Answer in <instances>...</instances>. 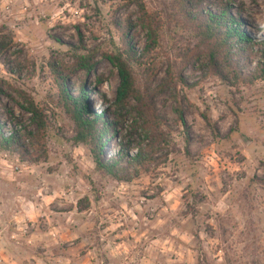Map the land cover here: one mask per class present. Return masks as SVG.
Returning a JSON list of instances; mask_svg holds the SVG:
<instances>
[{
  "label": "clouds",
  "instance_id": "obj_1",
  "mask_svg": "<svg viewBox=\"0 0 264 264\" xmlns=\"http://www.w3.org/2000/svg\"><path fill=\"white\" fill-rule=\"evenodd\" d=\"M62 2L0 0V25L8 24L14 3L31 10L17 17L26 24L9 44L13 51L33 50L17 61L26 77L17 85L40 93L46 84L56 97L53 57L61 72L87 78V61H103L98 54L106 53L107 70L90 74L99 90L97 107L103 106L99 110L114 129L111 147L79 132L57 106H49L55 137L32 111L17 109L15 132L0 140V264H44L35 254L40 247L48 249L49 264H264V41L252 45L250 67L237 74L214 56L176 0H114L99 6V23H88L85 16L93 13L87 7L60 8ZM223 2L243 5L244 19L264 32V0ZM87 4L96 7L93 0ZM124 7L125 27L130 19L133 35L140 36L132 51L122 44L126 33L111 22L112 12ZM65 10L71 19L63 18ZM58 25H73L77 44L80 25L86 50L49 39ZM4 69L0 63V80L7 79ZM113 205L133 225L123 235L139 233L129 246L105 243L110 231L99 233V240L82 235ZM177 217L183 227L170 229L164 247H156L159 241L141 244ZM61 244L70 250L55 248L53 256Z\"/></svg>",
  "mask_w": 264,
  "mask_h": 264
},
{
  "label": "rangeland",
  "instance_id": "obj_2",
  "mask_svg": "<svg viewBox=\"0 0 264 264\" xmlns=\"http://www.w3.org/2000/svg\"><path fill=\"white\" fill-rule=\"evenodd\" d=\"M184 3H187L188 6H186L185 11L189 14H192L193 16L197 15L198 6L196 5L197 0H184ZM22 2V0H21ZM29 3H31V0H29ZM93 3L96 4V7L93 8L91 5L87 4V0H63V2L60 4V8L64 7V4H68L71 7H77L79 9H84L87 7L88 11L92 12V16H85V19L88 21V23H92V21L95 19L97 23H99V17H100V5H108L114 3V0H93ZM177 6H179L181 9L183 7L179 4L178 0H176ZM202 7L206 10L212 11L214 13H217L221 10V8H226L228 13L235 15L239 26H240V33L244 34L249 40L252 42H256L258 39L264 41V32H260V30L256 27L254 23H251L250 20L244 19L243 15V5L234 6L233 4H225L223 0H209L206 4H202ZM31 11L30 9H23L19 7L16 3L13 4V7L8 10L7 16H8V24L7 25H0V43H10L11 41H15L16 33L18 31H21L26 21L19 20L17 17L20 15L21 12L25 16L28 15V12ZM127 11V7L124 8H117L115 11L111 14V22L113 26L117 29V31L127 34V37L125 35L122 36V44L124 46V49L126 50L127 47H132L135 49L136 45L139 43L140 36L137 33L136 35H133L134 29L132 28L131 21L129 19L128 21V28L125 27L124 21H123V14ZM72 13L65 10L63 12V18L64 19H71ZM5 17V12L0 11V21H2ZM73 25H58L56 29L51 30L48 33V38L52 39L53 42L59 43L64 46H68L73 49V51H81L86 50V42L83 35V31L81 30L80 25L75 26V31L77 35L79 36V44L76 43V37L71 35V32L73 31ZM59 33V35H56ZM259 34V36L257 35ZM64 37H67V40L64 39ZM33 50L31 48H28L25 46L24 52L22 50L19 51H13L12 48H9L7 52H5L2 56H0V63L4 64L5 69L4 71L7 72V79L0 80V86L2 91L4 92V95L0 96L1 103H0V123L4 124L3 133H8L12 129L15 128V124H13L14 114L17 111V109H24L27 107L26 100H30L34 103L35 107L38 111L42 113L44 116V123H45V129L47 130L48 134L55 137L56 133L55 130L52 128H49V123L51 120L50 116V107L55 108V106L62 109V111L68 115L64 109V102H63V96L60 94L59 84L60 79H64L66 85H64V90L66 91V95L71 97H77L79 96L78 90L80 89L81 83L83 79H86V88L87 91L85 96V113L83 114L85 119H91L95 116H98L101 111L99 108H102L103 106L100 105L99 108L97 107V101L99 100V96H97L98 89L94 87L93 82L91 80V71L93 70H99L101 67H104L107 70V60L104 58V54H98L103 56V61L97 59L96 56L91 57L87 62V68L84 69L85 71H88V67L92 66V68L89 71V76L85 78L83 75H81L79 72L75 70L66 69L63 72H61L58 68L55 66V57H53V60L50 61L49 67L54 71L53 76L56 78L55 82L57 85V96L56 97H50L49 92L47 91V85L43 84L41 87L40 93H36V89L32 88L31 91H25L22 86L17 85V81H21L25 79L24 76V66L17 63V61L24 55H27L28 53H31ZM38 51V50H37ZM16 56L17 59L13 60L12 57ZM253 57V56H252ZM81 61H78V64L82 66ZM251 65V64H250ZM238 67H242V64L240 63ZM34 68V64H33ZM233 68V67H232ZM243 73H246V70L244 69L242 71ZM32 75H34V72L28 73V78H30ZM115 78V77H114ZM45 79L43 74V66L41 67V80L43 81ZM119 79V78H118ZM33 93H36L35 95ZM5 108H7L10 111V115L6 113ZM26 111V110H25ZM185 111H189V107L186 106ZM55 115V114H53ZM69 116V115H68ZM107 117V115H106ZM19 119H17V122H19ZM72 120V119H71ZM73 122V121H72ZM12 126V129L9 126ZM190 131V130H189ZM109 147H111L110 140L108 142ZM202 143L199 138L196 140V147L197 150H199L202 147ZM11 155V154H10ZM44 155H47V147L45 146L44 149ZM23 163V161H21ZM36 163H40V158H37L35 161ZM51 207V206H49ZM81 210H84L83 204H81ZM122 211L118 206L113 205L110 207V209L105 211V214L99 218L94 219V222H89V227H86L83 232V237H95L96 240H99V233H107L110 231V235H108V239L105 241V243L112 244V247H118L121 243H125L126 246H129L131 242L133 241L134 236H139L138 232H134L133 235L130 236H124V233L129 232L130 230H133V225L126 223L125 220L121 219L118 213ZM25 215H34L32 212H25ZM135 215V213H133ZM182 215V214H181ZM113 217H115L113 219ZM23 219V217H21ZM37 220L41 219L40 217H36ZM131 219V217H129ZM101 220L105 221L101 223ZM23 223H29L28 220H23ZM119 224V227L116 225ZM31 227V225H29ZM176 227L180 228L183 227V223L179 217L176 218L174 221H170L168 224L161 226L158 229L153 230L151 233H149L148 237H146L144 240H141V244H152L153 241H159V243L156 245V247H164V240L167 239L169 231L171 228ZM45 231V226H40V232L41 235ZM116 238L113 242V238ZM50 239V238H49ZM47 243V240L44 241ZM59 246V247H58ZM58 246H54V250L52 252V255H56L55 248H59L60 250H63L64 252L69 251V246L67 244H61ZM95 246V245H93ZM87 251H91V247H88V245H85ZM87 251H80V256L86 258L87 257ZM48 252L47 248L40 247L35 250V254L37 255V260H41L44 262V264H49L48 257L45 256V253ZM147 255V253H145ZM105 264H108L106 261Z\"/></svg>",
  "mask_w": 264,
  "mask_h": 264
},
{
  "label": "trees",
  "instance_id": "obj_3",
  "mask_svg": "<svg viewBox=\"0 0 264 264\" xmlns=\"http://www.w3.org/2000/svg\"><path fill=\"white\" fill-rule=\"evenodd\" d=\"M209 0H197L198 6L197 15L193 16L185 11L187 3L184 0H178L179 4L183 7V11L193 26L198 29L201 34L209 43V47L212 49L214 56L217 59H223L225 62H230L233 67V71L237 74H243V70H247L251 64V58L253 56L252 45L254 42L249 40L244 34L240 33V26L235 17L228 13L226 8H221L220 11L214 13L206 10L202 7V4H206ZM129 26H127L128 28ZM127 37V34L125 35ZM9 44L0 43V56L9 50ZM132 47H127L126 51H132ZM104 58L108 61V56L104 55ZM88 63V62H87ZM242 67H238L239 64ZM83 66V63H82ZM92 68V66H91ZM90 66L88 71H90ZM54 72V71H53ZM245 73V72H244ZM119 80L123 81V76H119ZM59 89L60 94L63 96L64 109L66 113L71 117L73 123L76 124L77 130L84 135L89 136L93 140L99 142L101 146L108 143L114 129L107 123V117L104 112H101L98 116L91 119H85V96L87 91L86 79L82 80L80 89L78 90L79 96L71 97L66 95L64 85H66L64 79H60ZM4 95V92L0 86V96ZM1 103V99H0ZM26 111H32L33 117H38L40 124L45 128L44 116L37 110L34 103L30 100H26ZM6 113L10 115V111L5 108ZM4 124L0 123V140L7 142L8 133H3ZM15 132V128L12 129ZM11 130V131H12ZM10 131V132H11ZM15 137L13 136L12 139ZM122 172L126 171L121 169Z\"/></svg>",
  "mask_w": 264,
  "mask_h": 264
},
{
  "label": "crops",
  "instance_id": "obj_4",
  "mask_svg": "<svg viewBox=\"0 0 264 264\" xmlns=\"http://www.w3.org/2000/svg\"><path fill=\"white\" fill-rule=\"evenodd\" d=\"M59 247V246H58ZM33 264H36V261H33Z\"/></svg>",
  "mask_w": 264,
  "mask_h": 264
}]
</instances>
